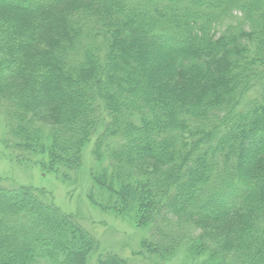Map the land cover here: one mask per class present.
Here are the masks:
<instances>
[{"label":"trees","instance_id":"1","mask_svg":"<svg viewBox=\"0 0 264 264\" xmlns=\"http://www.w3.org/2000/svg\"><path fill=\"white\" fill-rule=\"evenodd\" d=\"M0 115L21 153L107 145V203L135 191L154 253L264 264V0H0ZM96 247L0 185V264H126Z\"/></svg>","mask_w":264,"mask_h":264},{"label":"rangeland","instance_id":"2","mask_svg":"<svg viewBox=\"0 0 264 264\" xmlns=\"http://www.w3.org/2000/svg\"><path fill=\"white\" fill-rule=\"evenodd\" d=\"M8 139L7 127L0 115V185L8 189L27 187L45 202L74 217L97 241L91 261L115 253L126 264H224L217 255L214 257L195 242L165 254L149 249L152 225L147 221L140 224L142 212L134 202L135 191L131 189L127 197L113 193L118 199H128L125 208L119 205L112 209L113 204L107 203L112 190L102 186L99 175L111 173L109 148L102 146L96 153V137L86 144L81 163L76 166L56 156L55 161L52 151L46 147L30 154L15 151ZM45 145H50L49 139ZM115 182L113 179L112 186ZM119 185L114 184L115 188Z\"/></svg>","mask_w":264,"mask_h":264}]
</instances>
